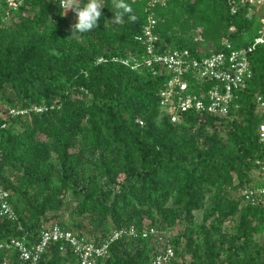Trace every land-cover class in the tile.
Segmentation results:
<instances>
[{
    "label": "trees",
    "instance_id": "16d2710c",
    "mask_svg": "<svg viewBox=\"0 0 264 264\" xmlns=\"http://www.w3.org/2000/svg\"><path fill=\"white\" fill-rule=\"evenodd\" d=\"M149 1L127 0L137 19L110 27L113 0H103L98 27L73 33L75 12L54 0L14 11L0 0V187L16 216H0V264H24L11 240L35 244L53 224L96 244L123 227L166 230L175 264H264V197L254 204L241 195L264 177L256 100L264 45L249 54L252 77L228 113L185 110L178 122L160 106L169 75L123 63L144 55L134 37L149 14L160 51L199 58L222 50L223 39L246 48L264 0H235L234 13L229 0ZM59 245L49 243L38 264H79ZM156 246L152 234L121 237L105 261L152 264Z\"/></svg>",
    "mask_w": 264,
    "mask_h": 264
},
{
    "label": "built area",
    "instance_id": "2783aa9c",
    "mask_svg": "<svg viewBox=\"0 0 264 264\" xmlns=\"http://www.w3.org/2000/svg\"><path fill=\"white\" fill-rule=\"evenodd\" d=\"M8 11L17 10L32 0H4ZM58 2L59 0H54ZM164 0H150L149 8ZM236 10L235 0H229ZM259 4L261 0H241ZM155 19L148 15L142 32L134 37L145 46L141 57L130 56L123 59V63L132 69L150 68L154 72L164 70L169 78L160 90L161 109L170 116L172 122H178V113L185 110H195L210 114H226L232 106L236 91L244 88L252 77L249 54L258 45H264V19L261 20L259 34L253 43L246 48L232 49L227 39L222 40L223 49L208 56L195 57L188 49H167L160 51L156 47L158 40L155 34ZM190 79L197 82L201 92L191 90ZM205 83L208 84L205 88ZM204 86V87H203ZM260 110L264 112V97H256ZM35 111H42L43 107H34ZM25 110H10V113H25ZM142 123V122H140ZM260 141L264 142V125L259 128ZM262 183L243 188L241 195L251 203H257L264 197V177ZM0 216L14 219L15 211L9 203V192L0 187ZM153 235L156 240V254L152 264H175L174 249L168 242L169 231L157 228L137 229L135 226L123 227L114 230L108 240L96 244L84 237H78L69 231L63 230L58 224L44 228L38 242L25 244L21 240L12 239L11 244L17 251L18 258L24 264H38L42 253L51 242H59L60 250L68 246L77 255L79 264H108L105 258L108 254V245L112 240L121 237H147Z\"/></svg>",
    "mask_w": 264,
    "mask_h": 264
},
{
    "label": "clouds",
    "instance_id": "9594fccd",
    "mask_svg": "<svg viewBox=\"0 0 264 264\" xmlns=\"http://www.w3.org/2000/svg\"><path fill=\"white\" fill-rule=\"evenodd\" d=\"M60 8L71 9L75 12L76 22L72 25L73 33H87L96 29L102 16V8L106 7L103 0H59ZM114 16L109 21V26H121L125 22V16L130 21L137 17L132 14L133 10L127 0H113L110 6ZM105 27V22H104Z\"/></svg>",
    "mask_w": 264,
    "mask_h": 264
},
{
    "label": "rangeland",
    "instance_id": "374dc122",
    "mask_svg": "<svg viewBox=\"0 0 264 264\" xmlns=\"http://www.w3.org/2000/svg\"><path fill=\"white\" fill-rule=\"evenodd\" d=\"M67 14L72 16V11L70 9L66 10ZM72 23V21L70 20V24Z\"/></svg>",
    "mask_w": 264,
    "mask_h": 264
}]
</instances>
